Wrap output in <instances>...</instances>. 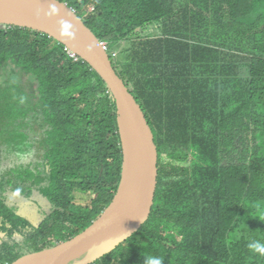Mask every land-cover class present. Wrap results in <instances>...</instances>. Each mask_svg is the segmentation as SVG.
<instances>
[{
    "label": "trees",
    "instance_id": "trees-1",
    "mask_svg": "<svg viewBox=\"0 0 264 264\" xmlns=\"http://www.w3.org/2000/svg\"><path fill=\"white\" fill-rule=\"evenodd\" d=\"M58 1L107 44L159 152L150 219L90 264H264L249 247L264 245V0ZM9 65L17 78L0 85V264L85 232L124 166L116 99L90 66L44 33L3 25L0 72ZM24 76L35 79L31 96ZM40 140L44 158L32 165Z\"/></svg>",
    "mask_w": 264,
    "mask_h": 264
},
{
    "label": "water",
    "instance_id": "water-1",
    "mask_svg": "<svg viewBox=\"0 0 264 264\" xmlns=\"http://www.w3.org/2000/svg\"><path fill=\"white\" fill-rule=\"evenodd\" d=\"M0 25L44 33L92 68L116 99L124 156L118 192L91 228L54 249L30 253L12 264H88L99 260L137 234L150 218L159 175L154 133L141 106L115 72L106 48L65 3L0 0Z\"/></svg>",
    "mask_w": 264,
    "mask_h": 264
},
{
    "label": "clouds",
    "instance_id": "clouds-1",
    "mask_svg": "<svg viewBox=\"0 0 264 264\" xmlns=\"http://www.w3.org/2000/svg\"><path fill=\"white\" fill-rule=\"evenodd\" d=\"M67 5V4H66ZM68 6V5H67ZM69 7V6H68ZM71 9H72V7H70ZM74 12H75V10L74 9H72ZM76 13V12H75ZM82 20V19H81ZM84 23V22H83ZM0 26H2L3 27V25H0ZM5 26H7V27H18V26H8V25H5ZM1 27V28H2ZM87 27V26H86ZM19 28H23V29H29V28H24V27H19ZM29 30H31V29H29ZM32 31H36V30H32ZM91 31V30H90ZM38 32V31H37ZM92 32V31H91ZM93 33V32H92ZM65 35H67L68 33L67 32H65L64 33ZM46 35V34H45ZM97 38V37H96ZM48 39H51V38H49L48 37ZM51 40H53V39H51ZM54 41V40H53ZM56 42V41H55ZM100 42V41H99ZM57 43V42H56ZM59 44V43H58ZM61 45V44H60ZM100 45L101 46H103L104 48H106V50H107V52L109 53V50H108V47H107V44L106 43H101L100 42ZM63 46V45H62ZM118 52H114V54L112 55V58H117V56L119 55V53L117 54ZM68 54L70 55V57L72 58V59H75L76 58V56H74V55H71L70 53H69V51H68ZM109 58H110V55H109ZM76 59H78V58H76ZM110 61H111V59H110ZM111 63H112V61H111ZM112 65H113V63H112ZM7 68H12V70H13V67L12 66H8V67H6L5 69H7ZM114 68V67H113ZM5 69H3V70H5ZM2 70V71H3ZM115 70V69H114ZM116 72V71H115ZM7 73H10V72H6L5 74H7ZM118 75V74H117ZM28 77H31V76H28ZM31 78H33V77H31ZM34 79V78H33ZM35 80V79H34ZM3 86V85H2ZM119 129H120V125H119ZM122 140V139H121ZM41 142H43L42 140H40V141H38V142H36V149H34L33 151H30L29 152V155L31 156V159H33V160H35V161H37L39 158H41L42 157V159L44 158L43 157V155L41 154L42 153V151H41V145H42V143ZM121 143H122V141H121ZM0 145H2V144H0ZM41 159V160H42ZM0 164H1V159H0ZM31 164L33 165V164H35L34 162H31ZM15 195H17V194H15V193H9V195H8V197L9 198H12L13 196H15ZM62 244V243H61ZM60 245V244H59ZM249 247L251 248V249H253L255 252H257V253H259V254H261V255H264V245H261V244H259V243H253V244H250L249 245ZM32 253H34V252H32ZM26 256V255H25ZM146 264H163V260L161 259V258H159V257H149L148 259H147V261H146Z\"/></svg>",
    "mask_w": 264,
    "mask_h": 264
},
{
    "label": "rangeland",
    "instance_id": "rangeland-1",
    "mask_svg": "<svg viewBox=\"0 0 264 264\" xmlns=\"http://www.w3.org/2000/svg\"><path fill=\"white\" fill-rule=\"evenodd\" d=\"M2 26H0L1 28ZM118 54V53H117ZM6 72H10L9 76H7L5 78V73ZM7 75V74H6ZM17 78V75L15 74V71H12V68H7L3 71L0 72V85H4L5 84V80H8L9 82H15ZM36 82L33 78L28 77V76H24L19 84V86L23 87V91L27 94V96H31L32 95V85H35ZM5 125V124H3ZM3 125H1L0 129L3 127ZM20 201V198L15 195L11 198L10 202L11 203H18ZM80 204H86V201H79Z\"/></svg>",
    "mask_w": 264,
    "mask_h": 264
},
{
    "label": "bare ground",
    "instance_id": "bare-ground-1",
    "mask_svg": "<svg viewBox=\"0 0 264 264\" xmlns=\"http://www.w3.org/2000/svg\"><path fill=\"white\" fill-rule=\"evenodd\" d=\"M76 15H77V14H76ZM77 16H78V15H77ZM67 51H68V50H67ZM107 54L109 55L108 52H107ZM152 209H153V208H152ZM151 213H152V212H151ZM150 216H151V215H150ZM149 219H150V218H149ZM96 221H97V220H96ZM94 222H95V221H94ZM93 224H94V223H93ZM93 224H92L89 228H91V227L93 226ZM144 226H145V225H144ZM89 228H88V229H89ZM142 228H143V227H142ZM88 229H87V230H88ZM83 233H84V232H83ZM83 233H82V234H83ZM80 235H81V234H80ZM80 235H79V236H80ZM124 244H125V243H124ZM122 245H123V244H122ZM122 245H121V246H122ZM121 246H120V247H121ZM120 247H118V248H120ZM118 248H117V249H118ZM117 249H116V250H117ZM114 251H115V250H114ZM114 251H113V252H114ZM110 254H111V253H110ZM108 255H109V254H108ZM104 257H106V256H104ZM104 257H102V258H104ZM102 258H101V259H102ZM101 259H99V260H101ZM99 260H95V261H99ZM95 261H91V262H88V263L90 264V263H93V262H95Z\"/></svg>",
    "mask_w": 264,
    "mask_h": 264
},
{
    "label": "flooded vegetation",
    "instance_id": "flooded-vegetation-1",
    "mask_svg": "<svg viewBox=\"0 0 264 264\" xmlns=\"http://www.w3.org/2000/svg\"><path fill=\"white\" fill-rule=\"evenodd\" d=\"M31 162H34V163H35V160L31 159ZM8 195H9V193L6 194V199H7V202H8L9 204H11V202H10L11 198H9ZM0 200L4 202V199H0ZM27 255H28V254H27Z\"/></svg>",
    "mask_w": 264,
    "mask_h": 264
},
{
    "label": "crops",
    "instance_id": "crops-1",
    "mask_svg": "<svg viewBox=\"0 0 264 264\" xmlns=\"http://www.w3.org/2000/svg\"><path fill=\"white\" fill-rule=\"evenodd\" d=\"M122 47H125V43L122 45Z\"/></svg>",
    "mask_w": 264,
    "mask_h": 264
}]
</instances>
